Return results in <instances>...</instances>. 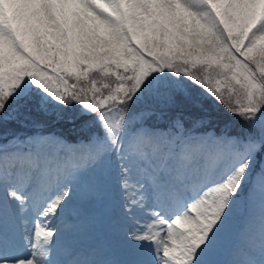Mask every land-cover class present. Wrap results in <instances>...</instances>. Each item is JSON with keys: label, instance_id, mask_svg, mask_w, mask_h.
I'll list each match as a JSON object with an SVG mask.
<instances>
[{"label": "snow or ice", "instance_id": "6c2138e0", "mask_svg": "<svg viewBox=\"0 0 264 264\" xmlns=\"http://www.w3.org/2000/svg\"><path fill=\"white\" fill-rule=\"evenodd\" d=\"M0 264H264V0H0Z\"/></svg>", "mask_w": 264, "mask_h": 264}]
</instances>
